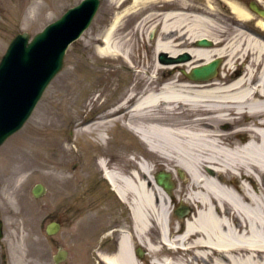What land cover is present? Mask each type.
<instances>
[{
  "label": "bare ground",
  "instance_id": "6f19581e",
  "mask_svg": "<svg viewBox=\"0 0 264 264\" xmlns=\"http://www.w3.org/2000/svg\"><path fill=\"white\" fill-rule=\"evenodd\" d=\"M250 1L115 0L124 9L102 38V54L109 52L126 15L162 2L156 52L177 56L187 51L192 58L179 64L183 67L215 58L224 64L219 79L182 82L172 76L158 91L147 88L142 96L131 93L122 102V108H129L128 127L158 164L171 175L178 170L183 180L177 186L172 175L175 188L168 192L145 161L131 170L107 171L118 198L130 209L133 232L122 233L118 252L100 253L106 264H142L133 251L134 237L151 256L149 264H264V18L250 12ZM255 1L264 8V0ZM224 13L237 31L211 40L205 31L227 17ZM204 38L213 47L195 45ZM53 129H59L58 122ZM100 166L105 168V161ZM179 207L185 211L182 218L175 214ZM154 229L160 243L181 257L156 256L160 246L147 239Z\"/></svg>",
  "mask_w": 264,
  "mask_h": 264
},
{
  "label": "rangeland",
  "instance_id": "374dc122",
  "mask_svg": "<svg viewBox=\"0 0 264 264\" xmlns=\"http://www.w3.org/2000/svg\"><path fill=\"white\" fill-rule=\"evenodd\" d=\"M81 1L0 0V61L16 35L27 32L34 37ZM191 2L202 4V0ZM123 9L117 8L115 0H102L91 26L70 46L62 71L31 118L0 147L4 233L0 264H55L60 247L69 252L60 264H105L100 253L115 248L116 233L104 229L119 224L133 232V219L128 205L105 179L100 162L111 169L131 170L144 156L153 165L154 175L167 170L128 127L130 115L125 112L129 108H122L131 93L140 97L147 88L158 91L173 78L158 65L156 52L162 34L159 15L165 6L161 2L126 15L113 34L109 52L102 54V38ZM224 14L227 17L217 21L216 27L205 31L209 38H224V33L229 37L237 31ZM223 64L224 60L217 79ZM114 109L117 111L112 112ZM55 122L58 130L53 129ZM53 140L60 142V148ZM172 174L179 186L183 178L178 170ZM36 184L46 187L43 197L33 196ZM52 221L63 226L58 234L49 236L46 226ZM147 239L160 246L158 258L181 257L171 249L164 250L157 229ZM134 245L146 250L135 237ZM188 257L184 259L190 260ZM145 258L142 264L151 259L148 251Z\"/></svg>",
  "mask_w": 264,
  "mask_h": 264
},
{
  "label": "water",
  "instance_id": "95a60500",
  "mask_svg": "<svg viewBox=\"0 0 264 264\" xmlns=\"http://www.w3.org/2000/svg\"><path fill=\"white\" fill-rule=\"evenodd\" d=\"M100 5L101 0H82L34 37L23 32L11 40L0 61V146L29 120L50 83L62 71L69 47L90 27ZM250 7L264 18V9L256 2L252 1ZM198 44L211 46L207 39L198 41ZM188 59V53L178 59H167L165 52L159 54L161 63ZM220 62L217 59L196 67L189 76L194 80H209L217 75ZM170 178V174L157 175L158 183L169 192L174 187ZM46 191L43 184H37L32 193L35 198H40ZM184 212L183 208H179L176 214L182 218ZM61 227L60 222L54 221L47 225L46 232L49 236L55 235ZM3 236V221L0 220V239ZM67 254L66 250L60 248L54 257L55 263L64 261Z\"/></svg>",
  "mask_w": 264,
  "mask_h": 264
},
{
  "label": "flooded vegetation",
  "instance_id": "af4514ba",
  "mask_svg": "<svg viewBox=\"0 0 264 264\" xmlns=\"http://www.w3.org/2000/svg\"><path fill=\"white\" fill-rule=\"evenodd\" d=\"M172 69L174 71L173 77L176 76L177 79H181V81H188V80H190L188 77H186V75H184L183 73H181V70L184 69L183 66H181V65L178 64V66H176L175 68H172ZM170 71H171V69H169V67H168L167 74H169ZM107 230H110L111 232H115L116 233V239H115L116 242H115V248H112V246L111 247H108V249H107L108 251H106V252H108V253H114L116 250L118 252L119 251V247H120V239H121L122 233L124 231H129L130 232V230H127L126 228L120 227L119 224H117V227H114V226L113 227H109V228L106 227L104 229V231H107ZM132 244H133V251H134L135 255L137 256V258L139 259V261L141 263L144 262L146 260L145 255H147V251L145 249H143V248H139V247L137 248V247H135L134 240L132 241ZM149 263H150V260H149L148 264Z\"/></svg>",
  "mask_w": 264,
  "mask_h": 264
}]
</instances>
